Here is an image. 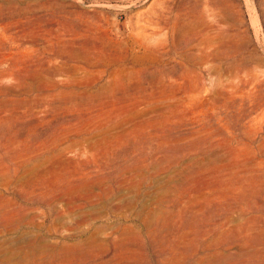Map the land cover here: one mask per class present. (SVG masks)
Instances as JSON below:
<instances>
[{
    "label": "rangeland",
    "instance_id": "rangeland-1",
    "mask_svg": "<svg viewBox=\"0 0 264 264\" xmlns=\"http://www.w3.org/2000/svg\"><path fill=\"white\" fill-rule=\"evenodd\" d=\"M0 264H264V0H0Z\"/></svg>",
    "mask_w": 264,
    "mask_h": 264
}]
</instances>
